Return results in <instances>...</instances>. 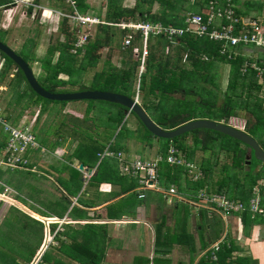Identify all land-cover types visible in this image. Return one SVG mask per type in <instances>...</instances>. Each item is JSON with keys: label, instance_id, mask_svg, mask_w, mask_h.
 Here are the masks:
<instances>
[{"label": "trees", "instance_id": "16d2710c", "mask_svg": "<svg viewBox=\"0 0 264 264\" xmlns=\"http://www.w3.org/2000/svg\"><path fill=\"white\" fill-rule=\"evenodd\" d=\"M9 2L11 1L0 0V6L9 4ZM191 2L189 7L193 9V12L199 13L201 16L205 15L203 8H205L209 2L220 3L221 7L228 3L234 8L230 0H224L223 4L219 0H193ZM185 3V1L182 2L181 0H134V5L132 7H122L120 0H106L105 23H100L95 27L92 26L95 28L93 37L92 35L88 36L86 42L81 47L75 48L74 44L78 40L77 34L68 30L66 25L67 19L63 18L59 23V37L62 36L64 40L61 41L58 37L57 41L52 45V43H50L52 37L49 38L50 44H48L44 54L37 53V43L33 42L31 39H27L25 40L27 43H23L21 50H24L23 52L13 51L22 57L30 68L31 65L37 67L36 74L32 72L39 85L46 91L51 93H73L77 91L97 90L125 95L131 99H134L135 96H139V105L142 109L156 125L165 130H173L187 122L197 119H211L207 116V110H202L203 107L218 109L223 113V116L219 120L227 121L232 114H235L234 107L238 106L239 102L233 99V96L236 98L242 97L244 92H246L247 98H254L252 108H247L246 110L255 116V121L257 123L264 121V99L258 98L259 93L264 91V72L261 76H257V71L252 69L250 65L254 61L242 55L244 48L240 46L236 48L230 47L226 49L225 52H221V43L210 41L204 37H197L192 33L186 32L182 36L177 37L176 45L170 43V41L165 38H153L149 48V55L145 60L141 74H139L137 70L139 62L123 60L122 67L118 68L112 65V54L108 53L106 59H103L100 69L92 74L89 81L90 83H83L88 72L93 70V67L96 68L97 61L101 56L99 53L101 47L110 46L111 43H118L117 48L120 49L119 51L122 55L131 54L129 48L125 50L121 47L127 31L119 29L116 26L117 23L121 20L130 21L140 19L142 21H151L154 23L161 22L164 25L170 24L182 27V19L178 18L177 15L174 13L172 14L170 11H178V9L175 10L176 8H180V10L182 8L185 9ZM154 4L160 6L159 11L151 14V9ZM78 7L79 10L83 9L85 11L87 9L83 4V0H78ZM189 7L187 8L188 11ZM32 10V6L27 7L26 14L31 16ZM234 11L235 15L239 16L238 11ZM117 29L119 31H117ZM6 35V31H0V42L5 45L7 44L2 38L5 39ZM115 38L117 39L116 41ZM169 47H172L170 51L172 52L171 54H173L172 56L171 54H159L160 56L157 57L156 54L161 48L168 49ZM184 54L186 57L185 60L189 61L191 69L185 67L181 63ZM0 59L2 61L0 67V86L8 87L13 91L12 94L16 103L24 101L18 117L11 121L10 113H4L2 115L3 121L12 126H17L23 111L30 108L40 109L36 115L38 119L44 111H50V105L47 103L50 104L52 102L63 105L59 113L65 109L67 102L49 101L35 94L26 82L21 70L2 52H0ZM216 62H221L223 65L228 66L227 89L232 92V97H228L226 94L227 97H225V101L221 106L216 105L217 95H215V98L212 100L205 99L204 97L208 91L198 85L204 78L203 71L207 70L209 72ZM256 64L264 69L263 60L257 61ZM42 68H45V73H40ZM243 68L246 69L245 72H242ZM63 76L67 78L65 79ZM178 93L182 95V98L175 99L172 97L173 94ZM192 95L198 96L199 100L190 98ZM83 101L88 104L83 110L82 118L78 119L71 115H68L70 118L64 116L57 124L55 132H53V135L56 136L54 142H47L46 138L41 139V136H38L31 130L38 145L40 147L43 146V149H45L44 146L47 147L48 150L45 149V153L49 155L54 156L57 152L56 148L62 147L63 141L66 140H63V137H69L71 143L78 142L73 153L71 154L70 152L65 156L68 163H64L66 160L61 162L69 178L68 181L62 182V180H60L59 182H61L68 196H73V192L80 190L82 187V183L78 179L77 171L70 166L72 159H77L83 164H85L87 158L98 161V154L104 151L107 144H109V148L115 152H125L129 147L130 139H133L135 144L137 143V147L142 148V154L145 151L148 152L153 147L151 142L152 138L161 141L156 150V154H165L168 147L174 145L184 154L188 161H192L196 164L197 169L194 170L195 173L200 172L203 175L196 181H191L184 172L183 167L180 166L170 167L167 164H161L159 169L160 180L158 185L165 189L169 185L174 184L178 192L189 200H196V195L200 190L211 191L209 189L210 185H212V178L216 175L215 169L218 167L216 156L223 149L227 151V156H229L231 151V156L229 157L230 163H223V165H221L219 174H221L222 178L220 177L219 181L216 183L217 187L211 192L223 193L229 198L247 203L252 187L255 186L260 179H264V176L254 178L251 174V166L253 165V168H255V166L261 163L254 157L251 158L250 166H248L250 168L246 170V150L241 148V145L244 144L238 140L207 129L193 130L173 139H158L143 126L135 114L129 113L126 117V109L121 105L105 101ZM97 102L102 103L104 106L99 108ZM106 105H113V108L116 110L106 108ZM96 111L97 114H94L95 116L92 115L93 112ZM59 113L55 115L58 116ZM130 116H134L136 120L135 124L131 126L127 124ZM96 117L107 118L106 125H104L105 127L103 128L104 133L96 132L98 128L92 126L94 122L93 119ZM66 120L68 124L70 123L68 120H71V125H73L70 128V132L68 131L69 134L66 133V129L70 127L67 123V125L65 124L64 121ZM219 120L217 119L214 121ZM106 126L107 129L112 128V136L107 137V133H105ZM133 127L134 130L131 129ZM133 132L135 136H137L136 139L133 138L135 137ZM60 133L62 134L59 135ZM43 137H47L46 133L43 134ZM38 138H40V140ZM189 139L190 145L188 143ZM71 143L68 145V150L72 148ZM3 144L4 137L2 136L0 138V147H2ZM33 151L40 152L38 149L37 151ZM31 152H27L25 156L28 160L27 169L4 168V170H2V168H0V178L4 177L2 173H6L7 176L4 177L6 184L16 191L21 192L23 197L28 196L29 198H34L33 195L28 194L27 189H25V186H27L31 180L26 175L31 176L32 174L31 170L33 165L31 164V157L33 153ZM111 164L116 166L118 162L109 157L103 158L98 163V170L100 171L93 179L98 183L107 182L114 184L120 181V184L124 186L123 191H133L137 186V181L131 178L130 180L128 178H123L125 176H121L118 172L117 175L119 177L117 175L116 177L111 176L114 171ZM261 164L264 166V163ZM102 169L110 172L105 173ZM262 173H264V168L262 169ZM9 174L11 177L8 176ZM16 175L20 176L19 182L21 184L15 181L14 177ZM132 195L136 197L135 193H132ZM17 198L20 200L23 199L18 195ZM36 200L42 209L40 210L35 207L31 208L33 211L38 212L39 215L48 218H62L70 204L68 197L62 196L59 202H63L60 206L63 211L57 214V209L53 210V207L48 208L45 205L43 206L42 202L45 203L46 199L45 201L41 199ZM158 200L164 202L159 194ZM79 203L86 204L82 199L79 200ZM180 204L188 206L187 203H179L177 204V208L175 206V209H178ZM105 211V216L108 220H115L125 213L122 201L108 205L105 207ZM204 212V210H198L196 215L205 218ZM240 216L243 234L246 237L249 235L252 226L255 225L260 218L251 217L248 212H242ZM83 217H87L86 214ZM188 218V216L184 217L183 215L182 219L184 220V225L176 223V228H171L166 225L165 216H162L160 221L155 224L153 262H163L165 260L164 258L173 249V246L177 245L185 249V253H187L190 258L188 264H192L193 258L195 257L194 255L199 254V251H205L211 243L221 238L223 233L220 231L221 228L219 226L221 220L217 217L212 218L210 222L212 225H209L208 222L197 224L196 231L198 232V240L186 227L185 222H188ZM177 219H175V222ZM82 226V233L84 236L82 235L79 241H77L78 239L74 238L73 233L66 231L62 234H58V232H55L56 224L51 223L49 228L52 233L55 232V239L60 240L58 237V235H60L73 240L69 246L63 245L60 241V248L57 250L75 261L76 264H102L108 239V225L86 223ZM214 226L216 229L212 231L211 228ZM174 229L176 231H174ZM207 229L208 232H210L209 241L204 237V231ZM43 237L44 224L42 222L36 221L14 207H9L0 223V264H34L33 259L41 246ZM243 249L244 248L235 243L231 235L226 234L219 251L215 253L216 260L212 261L210 252L208 251L206 254L202 255L203 257H200L197 264H258L257 260L253 259L250 254H246L248 250ZM243 251H245V253ZM236 253H240V255L237 256L235 255ZM47 255V252H44L41 259L35 264H50V262H47ZM50 255L51 254H49V256ZM5 258L6 261H3ZM143 262L144 264H149L150 259L145 258Z\"/></svg>", "mask_w": 264, "mask_h": 264}, {"label": "crops", "instance_id": "0c3cea01", "mask_svg": "<svg viewBox=\"0 0 264 264\" xmlns=\"http://www.w3.org/2000/svg\"><path fill=\"white\" fill-rule=\"evenodd\" d=\"M33 1L36 2L37 4H39V2L43 4V0L42 1L33 0ZM62 1L63 0H45L46 5H43L42 7V10H43L42 13H44L45 17H49V13L55 10H58L64 14H67V13L69 14V13H73L74 11H77L78 13L82 15H89V16L97 17L101 23H105L106 0H83V4L87 7L85 11L83 9L79 10L78 0H74L75 1L74 6L66 4L64 1L63 2ZM181 1L182 2L185 1L186 3L189 2L190 4L192 3L190 0H181ZM219 1L223 4L224 0H219ZM120 2H121L122 7H132L134 5V0H132L133 2L132 5L122 4V0H120ZM48 4L52 7L48 6ZM95 5H98V6H95ZM189 6L190 5L188 4L187 7ZM233 9L237 10L235 7ZM245 15L246 14L241 15L239 13V17L247 18L245 17ZM250 18H253V17H250ZM58 21L60 22V20ZM130 21L141 22L142 20L136 19V20H130ZM123 22H125V20H121L119 23H123ZM242 55L244 57L250 58L251 60L254 59L253 60L254 62L260 61V60H263L264 62V58L253 56V48H244V50L242 51ZM82 107L80 109L67 108V110L70 109V111L74 114V115H71L72 117L81 119L83 112H80V111L84 110V108L82 109ZM68 121L70 122L69 124L67 120L64 121L65 124L67 123L68 126H70L69 129H66L67 134H69L70 128L73 126L71 125V120H68ZM1 137H2V133H1V128H0V138ZM64 139L66 140L63 141ZM63 140H62L63 141L62 147L56 148L57 152L60 154L59 157L52 155L51 157L50 156L44 157V159L42 160V155L46 156L47 153L33 152L32 154L33 160L31 161V164L33 165V167L31 170L32 172L31 175H34V174L35 175H34V178L30 176V178H33V179H31L30 182L27 184V186H25V189H27L28 194H32L34 198H29L28 196L23 197V195H21V192L16 191L11 186L5 183L4 177L0 178L1 208L4 206V204H6V205H9V207H14L24 213L26 212L25 210H27L32 215H34L36 218H38L37 220H39L41 217L40 220L46 221V222L44 221L42 222L39 220L40 222L44 224V237H43L41 246L33 259V263L35 264L36 262H38L41 259V256L44 254V252H47V250L50 248L51 255L48 256V259H47L48 260L47 262H50V264H57V263L58 264H76L75 261L66 257L63 253L57 250L58 248H60V241L63 245L69 246L71 245L73 240L67 238L66 236H60V235H58L60 240H57L55 239V232H58V234H62L63 232H66V231L69 233H73L74 238L78 239L77 241H79V238L82 237L83 235L82 225L86 223L108 225L107 227L108 239H107V243L105 246V257H104L102 264H104L106 261L110 263H114V264H144L143 260H145V258H149L150 262H153L152 260L154 256V227H155V224L158 221H160L162 216H165L166 225L168 227H171L172 221H174V224L176 226H177L176 224L177 221H182L181 224L184 225V220L182 218L181 220H179L178 218L177 221L175 222V212L173 211L175 210V206L177 208V204L179 203L170 206L162 201L161 202L159 201L160 203L158 204V202H155V200L156 199L158 200V194L159 195L161 194L153 190H146V191L138 192L137 190L138 184L134 188L133 191L125 192L123 191L124 186L123 184L122 185L120 184V181L114 184L107 183V182L98 183L96 180L93 179V177L97 176V174L100 171L98 170L99 161L97 160L93 161V159H89V158L85 160V164L81 163L77 159H72V163H70L71 164L70 166L71 168L77 171L79 181H80V176L83 173V171H80L78 169L80 164H83L84 167H90L93 170L90 175L83 173V176L85 177V181L84 182L80 181L82 183V187L80 188V190L73 192V196L72 195L68 196L61 182H59L60 180H62V182L68 181V178H69L68 173L66 172V170H64L63 166L61 165L62 164L61 162L66 160V162L64 163H68L65 156L68 155V153L70 152L71 154L73 153V151L76 149L78 145V142L71 143L69 137L68 138L63 137ZM70 143H71L72 148L71 150H68L69 149L68 145ZM106 147H109V144H107ZM44 148L47 149V147L45 146ZM136 149H137L136 145L131 146L129 143V147L127 148V151H125L124 153L127 156L137 155ZM130 151H132V153H128ZM140 156L142 158H146V156H142V155ZM38 157L40 159H37ZM111 166L113 167V170H114L111 176L116 177L117 172L119 173L118 164H116V166L111 164ZM0 168H3V167H0ZM104 172L107 173L110 171L106 170ZM123 178H128V177H123ZM128 179L130 180V178ZM49 182L52 184L49 189L50 190L53 189L51 193L59 194V196L61 195V197L62 196L68 197L69 199V203H70L69 208L64 213V216L62 218L44 217V216L39 215L38 212L33 211V209L31 208V207H35L40 210L42 209L36 199H41L42 201H45L46 194H47L46 190L48 189ZM44 185H45V189L40 187ZM132 193H135L136 197H134ZM138 193L144 194V198H138L137 197ZM152 194L156 198H154L153 196H150ZM17 195L23 199L22 200L18 199ZM80 199L84 200L86 204H80L79 203ZM119 201H122L125 213H123L121 217L116 218L115 220H108L105 216L106 214L105 207H107L110 204H115ZM46 202H47V199H46ZM167 207H169V209H166ZM22 208H25V210ZM190 209L195 210L193 207H190ZM201 210L205 211L204 212L205 218H202V221L204 219V222L202 223H205V222L210 223L212 221V218L217 217L218 219L221 220L220 228L222 229L220 231L223 232L224 235L229 233V235H231V238L234 241L237 240L234 236H237L238 232H240V235H241L243 231L242 229L243 226L241 223L240 215L237 214V215H233L229 217H222L217 212H215L216 213L215 214L213 211H209L205 209H201ZM195 212L193 211L194 216L192 217V222H188V224L187 222H185L186 227L188 228L190 233L194 232V229L197 226L196 224L198 223L196 222V219H195L196 217H198L196 215L197 213ZM211 212L214 213V215H212ZM85 214L87 217H83L85 216ZM38 215L40 217H38ZM189 219H191V217ZM49 220H52V223L56 224L54 233L50 231L49 225L51 223H49ZM205 232H208V229L204 231V234ZM196 233L198 235L197 231ZM250 233L251 234L246 236V237H249L246 239V241L247 243L248 241H250L247 244V246H249L250 248L248 249L251 253V256L253 259L257 260V262L259 260L260 264H264V221L259 219L258 222L255 225H253L252 228L250 229ZM208 238L210 239V237ZM220 239L221 238H219L215 242H218ZM214 243H211L208 249H206L205 251H202V254L204 255L206 254V252L208 251L210 252L211 247ZM180 248L181 247L177 245L173 246V249L170 252L171 254L169 253L164 258L165 260L163 262L161 261L153 262L151 264L171 263V256L174 250H178ZM181 249L180 251L183 252L184 250V253H185V249L184 248L182 250Z\"/></svg>", "mask_w": 264, "mask_h": 264}, {"label": "rangeland", "instance_id": "374dc122", "mask_svg": "<svg viewBox=\"0 0 264 264\" xmlns=\"http://www.w3.org/2000/svg\"><path fill=\"white\" fill-rule=\"evenodd\" d=\"M11 2H9V4H3L2 6H0V31H6L7 35L5 37V39L2 38V40L8 45L9 48H11L12 50H16L19 52H23L22 50V45L23 43H27V39H31L33 40V42L37 43V53L38 54H44L46 48L48 47V44L52 43V45H54V43L57 41V38L59 37V23L58 21V17L56 14L54 13H49V17H43L42 15H44L43 13H41L42 7L43 5H46L45 0H43V4L41 2H39V4H37L36 2H34L33 0L30 1L29 3L33 5V10L31 12V16L27 15V6L28 4H17V5H13L14 1L10 0ZM42 1V0H39ZM230 3L238 10V12L241 15H245V17H253L257 20H259V23L262 24V27H264V0H230ZM122 4H127V5H132L133 2L132 0H122ZM190 4L189 2L185 4V9L182 8L180 10V8H176L175 10L178 9V11L176 12H172L170 11L172 14L174 13L175 15H177L178 18H183V15L189 11H192L193 9H191L189 7V11L187 10V5ZM48 6H50L48 4ZM98 6V5H95ZM52 7V6H50ZM159 5L158 4H154L152 9H151V14H154L156 12L159 11ZM96 9V8H95ZM140 20V19H138ZM61 21V20H60ZM68 30L77 34L76 33V28L74 27L73 24L67 22L66 23ZM84 33L88 34V36L93 37V34L95 33V28L90 27V29L87 27H84ZM117 31H119L117 29ZM52 37L51 42L49 43V38ZM59 40L63 41L64 38L62 36L59 37ZM117 39L115 38V41ZM153 41V38H150V42ZM120 43V42H119ZM174 45H176V43H173ZM117 44L111 43L110 46H103L100 48L99 53H100V59L97 61L96 64V68L93 67V70H90L88 72V74L86 75L85 79L83 80V83H88L90 81V78L92 77V74L96 71L99 70L101 65H102V61L103 59H106L107 54L111 53V63L112 65L121 68L123 65L124 61H137V59H135V57L132 54H121L120 53V49L117 48ZM172 49V47H169L168 49H163L161 48L160 51L156 54L157 57H159V54H171L172 52H170ZM264 53L261 52L260 49L258 48H253V56L254 57H259V58H264ZM173 54H171L172 56ZM40 56V55H39ZM185 54L183 55V59L181 60L182 65H184L187 68H190L189 66V61L185 60ZM124 60V61H123ZM254 60V59H253ZM1 59H0V67H1ZM264 64V62H263ZM257 67V66H256ZM31 69L34 72V74H36V69L37 67L35 65H31ZM191 69V68H190ZM137 70L141 71V66L140 63L137 66ZM207 70L203 71V75L204 78L201 80V82L198 84L200 87L202 86L203 88H205L206 91H208V93H206L205 95V99H210L212 100L213 98H215V95H217V102L216 105L217 106H221L224 101H225V97H232V92L229 91L227 89V81H228V72H229V68L227 65H223L221 62H216L215 64H213V68L209 70V72ZM202 72V71H201ZM264 72V69L260 70L257 72V76H261ZM40 73H45V68L40 71ZM64 77V76H63ZM65 79L67 78L66 76L64 77ZM63 78V79H64ZM248 80V79H247ZM262 82V81H261ZM90 83V82H89ZM198 91V90H197ZM78 92V91H77ZM13 91L8 88V87H3L0 86V113L3 115L4 113H10L11 116V121L14 120L16 117H18V115L21 112V108L23 107L24 101H21L19 103L15 102L14 96H13ZM227 94V96H226ZM137 96H135L136 98ZM173 98L178 99V98H182V95L178 94H173L172 95ZM190 98H194L196 100H199L198 96L196 95H192L190 96ZM258 98H262L264 99V91L259 93V97ZM233 99H235L238 102V106L234 107V113L232 114V116L228 119V123L231 124L232 126H236L237 128H240L242 130H245L246 128L248 129L253 123H255L256 119L255 116L252 115L249 111H247V108H252V102L254 98H247L246 97V92H244V94L242 95V97H235L233 96ZM67 102V101H66ZM255 102V100H254ZM138 103H139V96H138ZM48 105H50L49 109L50 111H44L41 116H39V118L37 119V112L38 108L33 109L30 108L28 110L23 111L21 117L19 118V124H25L30 128V130H32L33 132H35L38 136H41L40 138H46L47 142H54L56 139V136L53 135V132H55L56 130V126L59 123V121H61L63 119L64 116H67V118H70V116L68 115H74L70 109L67 110V108H75V109H80L82 107L85 108L86 105L88 104L87 102L83 101V100H75V101H68L67 105L65 107L64 110L61 111V113H59V110L61 109V107L63 106L62 104L59 103H47ZM140 104V103H139ZM47 105V106H48ZM97 106H99V108H102L104 105L102 103H98L97 102ZM106 108L109 109H115L113 108V105H106ZM263 107H264V100H263ZM116 110V109H115ZM202 110H207L206 113L208 114L207 116L210 117V120H219L221 119V117L223 116L222 112L219 111L218 109H212L209 107H203ZM33 112V113H30ZM51 112V113H49ZM80 112H83V110H81ZM59 113L58 116H56L55 114ZM0 114V116H1ZM97 114L96 112H93L92 115ZM83 115V114H82ZM95 116V115H94ZM93 116V117H94ZM107 116V115H106ZM93 127L98 128L96 129V132L98 133H104L103 132V128L105 127L104 125H106L107 122V118L105 117H99V118H94L93 119ZM136 120L134 116H130L128 118L127 124L128 125H132L135 124ZM257 123V122H256ZM136 126V125H135ZM134 126V127H135ZM134 127L131 128L132 130H134ZM112 128L107 129L106 126V131L105 133H107V137L112 136ZM248 132L257 140V142L262 146V144H264V142L262 143V139H264V121H261L259 123H257L256 125H252V127H250L248 129ZM46 133L47 137H43V134ZM134 133V132H133ZM61 135V133L59 134ZM135 136V133H134ZM40 138H38L40 140ZM134 139L137 138V136L133 137ZM152 144H153V149L149 150L148 152H144L143 154L141 153V149L140 147H137L136 152L137 155H143L146 157H153V155L155 154L158 145L161 143V141H158L157 139L152 138ZM225 142V140H224ZM131 146L136 145L135 141L133 139H130L129 141ZM139 143V142H138ZM189 145L190 143V139L188 140ZM242 149H245L243 145H241ZM144 151V150H143ZM128 153H132V151L128 152ZM48 156H52L47 154L42 155V160L44 159V157H48ZM55 156H60V154L58 152L55 153ZM231 156V151L229 153V156H227V151L226 150H222L218 153L217 157V163H218V167L215 169L216 175L214 176V178H212V185H210V189L211 191H213V189H215L217 187V182L219 181L220 177L222 178L220 173V168L221 165H223V163H230V157ZM40 157V156H39ZM37 159H40V158ZM245 159H246V154H245ZM31 160H33V157H31ZM225 160V162L223 161ZM246 162V170H248L250 167V163L248 164L247 161ZM264 168L263 164H259L257 166H255V168H253V165L251 166L252 172L251 174L253 175L254 178H258L261 176H264V173H262V169ZM2 170H4V168H2ZM103 170V169H102ZM104 172V170H103ZM259 173V174H258ZM2 175L4 177L7 176L6 173H2ZM8 176L11 177V175L9 174ZM29 179H33L34 175L32 176L33 178H30V175H26ZM203 176V175H202ZM15 181L18 184H21L20 181V176L16 175L15 177ZM51 183H48V189L46 190V199L47 202H42L43 206L45 205L48 208H52L57 209V214L62 213L63 209L62 207H60L63 202H59L61 200V195L59 196V194H55V193H51L53 191L50 190L49 188L51 187ZM41 188L45 189V185L44 186H40ZM39 188V187H38ZM40 189V188H39ZM150 196H153L150 195ZM154 198H156L155 196H153ZM151 198V197H150ZM152 199V198H151ZM155 202H158V204L160 203L159 200H155ZM154 202V203H155ZM9 205L4 204V206L2 208H0V223L1 220L3 219V216L5 215V213L7 212V210ZM190 207H195L192 206L191 204L188 203V206H183V205H179L178 209H175L173 212H175V219L179 218L181 219L184 215V217L188 216L189 218L191 217V219L188 218V222H192V217L194 216V213H197V210H201L199 208H195V210H191ZM25 210V208H22ZM166 209H169V207H167ZM204 209V208H203ZM207 210V209H205ZM26 214L28 216H30L31 218L35 219L36 221L37 218L32 215L29 211L25 210ZM210 211V210H209ZM29 213V214H28ZM212 213V212H211ZM215 213V212H214ZM214 213H212V215H214ZM216 214V213H215ZM168 216V215H167ZM38 217H40L38 215ZM41 218V217H40ZM196 222L202 223L204 222V219L202 221L201 217H196ZM40 221H44L45 220H40ZM187 222V224H188ZM49 223H52V220H49ZM177 224L182 223V221H177ZM196 224V225H197ZM209 225H212V223H209ZM175 224L174 221L171 222V227L175 228ZM220 226V224H219ZM213 229L215 230L216 227H212L211 230L213 231ZM222 229V228H221ZM243 229V228H242ZM47 230V229H46ZM174 231H176L174 229ZM252 231V230H251ZM193 235L196 237V239L198 238V235L196 233V227L194 229V232H192ZM249 234H251L249 232ZM21 235V234H20ZM229 235V233H228ZM205 239L207 241H209V236H210V232H205L204 234ZM222 236H224V233H222ZM237 240H235V243L240 245L242 248L244 247L243 250H248L246 252V254H250L249 251V246H247V244L250 242L246 241L247 238L249 237H245V235L243 234V231L240 235V232L237 233V236H234ZM251 238V237H250ZM229 241V240H228ZM20 242V241H17ZM210 246H208L209 248ZM247 247V248H246ZM249 248V249H248ZM179 250V252H178ZM178 250H174L172 256H171V263L168 264H188L189 262V255L187 253L181 252L180 249ZM51 249L49 248L47 250V256H49ZM245 253V251H243ZM171 254V253H170ZM203 255L202 252L197 255H194L195 257L193 258V262L192 264H197L200 257ZM235 255L239 256L240 253H236ZM242 255V254H241ZM126 259V258H125ZM3 261H6V258L3 259ZM181 262V263H180ZM153 262H150V264ZM104 264H114V263H110L108 261H106ZM166 264V263H165ZM258 264L259 260H258Z\"/></svg>", "mask_w": 264, "mask_h": 264}, {"label": "built area", "instance_id": "2783aa9c", "mask_svg": "<svg viewBox=\"0 0 264 264\" xmlns=\"http://www.w3.org/2000/svg\"><path fill=\"white\" fill-rule=\"evenodd\" d=\"M12 1H14L13 5L20 3L28 4L27 6L32 5L29 3L31 0ZM63 1L71 6H74L75 3L74 0ZM203 9L204 16L193 11L185 13L182 18V27L150 21H125L116 24L119 29L127 31L121 47L125 50L129 48L131 54L140 63L141 71H139V74L143 71L145 60L149 55L150 38H165L173 44L177 42V37L187 32L197 37H204L210 41L221 43V52H225L230 47L236 48L238 46L242 48H258L264 52V27L259 21L250 17L242 18L236 16L235 11L228 3L221 7L217 2H209ZM51 13L56 14L59 18L58 20L65 18L74 25L78 38L74 44L75 48L81 47L86 42L88 34L84 33V27L90 29V27L101 23L97 17L82 15L77 11L64 14L55 10ZM256 63L257 61L251 63V68L257 72L261 69L263 70ZM245 70L243 68L242 72H245ZM136 99L138 101V97ZM0 128L4 137V144L0 147V167L27 169L28 160L25 157L27 152L32 151L31 153H33L35 152L33 150L37 151L38 149L41 153H45V149L38 145L27 125L20 123L17 126H12L7 124L3 121L1 114ZM105 157L115 159L118 162V170L121 176L137 181L138 192L146 190L156 191L161 194L164 203L167 205L189 203L195 206L194 209L201 207L200 209L204 208L217 212L222 217L248 212L251 217L264 220V179L259 180L252 187L247 203L229 198L223 193L206 190H200L196 195V200H189L178 192L174 184L169 185L165 189L158 185L161 164H167L170 167H183L184 172L191 181H196L202 177V173H195L194 171L197 169L196 164L188 161L184 154L174 145H170L165 154H155L153 157L149 156L146 158H142L139 155L127 156L124 152H115L106 147L102 153L98 154V161L100 162ZM137 197L144 198V194L138 193ZM225 236L226 234L211 247L210 256L213 261L216 260L215 253L220 249Z\"/></svg>", "mask_w": 264, "mask_h": 264}, {"label": "water", "instance_id": "95a60500", "mask_svg": "<svg viewBox=\"0 0 264 264\" xmlns=\"http://www.w3.org/2000/svg\"><path fill=\"white\" fill-rule=\"evenodd\" d=\"M0 52L5 54L9 59H11L15 65L21 70L23 73L26 82L32 89V91L49 101H58V102H68L75 100H95V101H105L109 103H114L121 105L126 109L125 115L126 117L129 113H133L140 120L143 126L156 138L158 139H173L178 137L184 133L197 130V129H207L219 132L223 135H226L232 139L238 140L239 142L247 145L250 150L253 151L254 158L264 163V151L259 147L255 139H253L247 133L236 129L235 127L224 124L222 122L210 120V119H197L190 122H187L173 130H165L156 125L146 114V112L139 105L137 99H131L125 95L105 92V91H97V90H85L73 93H51L46 91L42 86L37 82L31 68L29 65L23 60L22 57L17 55L11 48L7 45L0 42ZM251 154L247 152L246 161L250 163ZM78 169L83 171V173L90 175L92 172V168L84 167L83 164H80ZM83 173L80 176V181L84 182L85 177Z\"/></svg>", "mask_w": 264, "mask_h": 264}, {"label": "flooded vegetation", "instance_id": "af4514ba", "mask_svg": "<svg viewBox=\"0 0 264 264\" xmlns=\"http://www.w3.org/2000/svg\"><path fill=\"white\" fill-rule=\"evenodd\" d=\"M218 122H222V123H224V124H229L228 123V120L227 121H225V120H219ZM229 125H231V124H229ZM252 125H256V122L255 123H253ZM252 125L250 126V127H252ZM232 126V125H231ZM233 127H235L236 129H239V130H241V131H243V132H245V133H247L248 135H250L253 139H255L249 132H248V129L250 128H246L245 130H242V129H240V128H237L236 126H233ZM255 141L257 142V140L255 139ZM264 142V140L262 139V143ZM257 144L259 145V147L264 151V144H262V146L257 142ZM244 146V148H245V150H246V153L247 152H250V154H251V158L252 157H254L253 156V151L252 150H250V148L247 146V145H243ZM224 161V160H223Z\"/></svg>", "mask_w": 264, "mask_h": 264}, {"label": "clouds", "instance_id": "9594fccd", "mask_svg": "<svg viewBox=\"0 0 264 264\" xmlns=\"http://www.w3.org/2000/svg\"><path fill=\"white\" fill-rule=\"evenodd\" d=\"M43 12V10L41 11V13ZM44 14V13H43ZM43 17L45 16V15H42ZM248 18V17H247ZM134 99H136V98H134ZM245 145V144H244ZM247 154V153H246ZM250 161H251V159H250ZM249 164V163H248ZM261 180V179H260Z\"/></svg>", "mask_w": 264, "mask_h": 264}]
</instances>
